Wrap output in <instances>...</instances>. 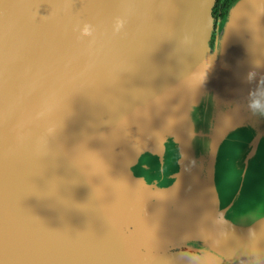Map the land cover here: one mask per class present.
Masks as SVG:
<instances>
[{
	"label": "water",
	"instance_id": "obj_1",
	"mask_svg": "<svg viewBox=\"0 0 264 264\" xmlns=\"http://www.w3.org/2000/svg\"><path fill=\"white\" fill-rule=\"evenodd\" d=\"M215 2L0 0V264H264V0Z\"/></svg>",
	"mask_w": 264,
	"mask_h": 264
},
{
	"label": "trees",
	"instance_id": "obj_2",
	"mask_svg": "<svg viewBox=\"0 0 264 264\" xmlns=\"http://www.w3.org/2000/svg\"><path fill=\"white\" fill-rule=\"evenodd\" d=\"M236 0H216L212 9L213 18L215 20V27H219L220 23L225 19L230 6Z\"/></svg>",
	"mask_w": 264,
	"mask_h": 264
},
{
	"label": "rangeland",
	"instance_id": "obj_3",
	"mask_svg": "<svg viewBox=\"0 0 264 264\" xmlns=\"http://www.w3.org/2000/svg\"><path fill=\"white\" fill-rule=\"evenodd\" d=\"M222 23H223V21L220 23L219 27L222 25ZM219 27H215V26H214V30L216 31ZM211 42H212V43L214 42V37H212Z\"/></svg>",
	"mask_w": 264,
	"mask_h": 264
}]
</instances>
